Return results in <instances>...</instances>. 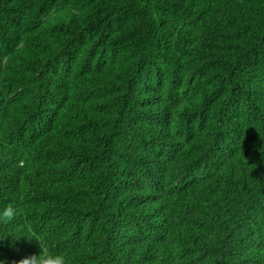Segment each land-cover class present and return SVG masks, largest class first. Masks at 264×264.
<instances>
[{"label": "trees", "instance_id": "16d2710c", "mask_svg": "<svg viewBox=\"0 0 264 264\" xmlns=\"http://www.w3.org/2000/svg\"><path fill=\"white\" fill-rule=\"evenodd\" d=\"M8 206L67 264H264V0H0Z\"/></svg>", "mask_w": 264, "mask_h": 264}, {"label": "clouds", "instance_id": "9594fccd", "mask_svg": "<svg viewBox=\"0 0 264 264\" xmlns=\"http://www.w3.org/2000/svg\"><path fill=\"white\" fill-rule=\"evenodd\" d=\"M16 216V209L12 206L5 207L0 210V223L11 222ZM11 235L13 239H18L21 235L28 237L29 239L35 238L39 242L41 251L37 255H31L20 260L18 264H67V259L63 253H53L44 250L43 241L36 233L20 234L13 236L12 233L0 234V239H3L7 235ZM43 252V254H40ZM0 264H6V261L0 260Z\"/></svg>", "mask_w": 264, "mask_h": 264}]
</instances>
